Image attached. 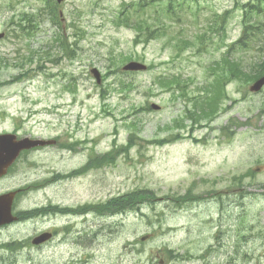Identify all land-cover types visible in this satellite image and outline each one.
<instances>
[{
  "label": "rangeland",
  "instance_id": "rangeland-1",
  "mask_svg": "<svg viewBox=\"0 0 264 264\" xmlns=\"http://www.w3.org/2000/svg\"><path fill=\"white\" fill-rule=\"evenodd\" d=\"M138 2L52 0L57 25L45 0H0V31L6 33L0 39V132L60 140L23 150L0 178V193L22 189L18 212L46 203L91 208L71 218L81 245L58 237L39 247L31 243L33 235L66 225L69 216L6 221L0 264H171L167 248L192 256L174 264H264V86L249 90L264 52L232 51V58L244 60L243 69L224 70L227 86L214 121L204 126L211 119H199V126L187 112L203 95L199 88L218 75L212 62L240 37L241 6L257 2L174 0L167 11L168 0H155L135 12ZM261 5L264 10V0ZM225 10L229 17L210 40L209 22ZM119 12L130 20L127 26L118 22ZM23 13L31 18L18 27ZM259 19L262 35L256 34L263 39L264 11L253 14L252 21ZM140 20L163 27L146 45L133 43L132 27ZM57 33L73 52H62ZM130 60L147 67L123 71ZM160 79L177 85L161 86ZM153 139L166 143H147ZM114 145L131 148L113 165L69 174ZM52 171L65 176L49 183ZM144 188L153 192L151 206L144 198L133 211L106 216L100 210L99 202L111 199V205L118 195Z\"/></svg>",
  "mask_w": 264,
  "mask_h": 264
},
{
  "label": "trees",
  "instance_id": "trees-1",
  "mask_svg": "<svg viewBox=\"0 0 264 264\" xmlns=\"http://www.w3.org/2000/svg\"><path fill=\"white\" fill-rule=\"evenodd\" d=\"M155 0H141V7L146 6V4H149ZM258 4L257 6H250V9L244 10L242 14V30H241V35L240 37L229 46V49L226 52H223L220 54V57L217 60H214L212 62L213 64V71H218V75H216L215 80L210 85L203 86L199 88V90L202 89L203 95L196 96L194 98L193 102V108L192 110H188L187 112H191V117L192 114L197 119L195 120L194 123L199 124L198 122L199 119H213L214 116L218 113L220 107H221V98L225 96L224 92V86L227 82L226 77L224 76V70L228 69L229 71H237L240 72V70L243 69L242 67V62L244 61L242 57H238L237 59L232 58L231 54L232 51L236 48L234 46H237L243 53H246L248 49H251L254 47L258 53H261L262 51L264 52V38L259 39L258 36L262 35L260 25H262V22L259 20L257 23L255 21H252L253 14L256 13L258 15H261V12L263 11V7L261 5V2L263 0H257ZM144 3V4H143ZM53 18L57 16V13L55 9L50 10ZM227 14V13H226ZM24 19H28L27 14L23 13L21 19H19L18 26H21L20 21ZM58 22V18L55 20ZM211 22V21H210ZM209 22L210 25V32H212V35L209 36V39H213V34L217 32L218 29L222 28L223 26L220 24L219 21H212L211 23ZM219 24L220 26H217ZM134 29L137 31V35L135 38V42H143V43H148L151 39H156L158 38L157 32L163 29L160 25H153L149 24L146 20H140L136 26H134ZM258 36H257V34ZM206 36V34H205ZM142 38L141 40H139ZM57 41H59L63 52H66V54H69L73 52V50H70L68 47L67 42L65 41L66 38H64L63 35H57L55 38ZM258 58V57H257ZM250 66V65H249ZM248 68H252L255 66L257 70L255 71V75L251 78V80H254L255 78H258L261 75H264V57L262 60L258 63H254L253 66ZM254 70V69H253ZM114 72H120L118 67H115ZM224 78V79H223ZM175 81H178V79H174ZM167 81V80H166ZM164 81V79L159 80V84L161 86H164V84L167 85H172L176 84L177 82H174L172 84H168L169 82ZM120 86H125L124 83L119 82ZM166 85V86H167ZM131 137V136H130ZM132 137L136 138V136L132 135ZM164 140L166 139H153L150 142L151 144H156V145H163L166 143ZM196 140V139H195ZM115 141H113L114 144ZM164 142V143H163ZM135 145V143H134ZM131 148V145H125V146H119V145H114L109 151H106L103 154H95L90 156V159L85 163L84 167L81 170L71 172L69 174L81 172L83 170H88L90 168H101L103 166L107 165H113L117 159V157L120 154H125L127 153ZM61 177H64L65 175L60 174ZM137 191H142V192H137ZM132 192H127L123 195L118 196L117 198L114 199L113 203L111 205H108L112 200L109 199L106 202L99 203L101 204L100 210H106V214H112L118 210H134V207L140 203L144 204V202L141 199H146V204L149 206L150 204L147 203L150 199L149 195L152 194L153 192L148 189L144 188L142 190H137ZM194 199V198H192ZM182 203V201L180 202ZM179 203V204H180ZM141 204V206H142ZM139 205L137 208H139ZM151 206V205H150ZM62 211L63 209H59ZM86 208H82V211H85ZM111 210H116L114 212H111ZM38 213L36 210L32 211H27L26 214H24V217H31L35 216Z\"/></svg>",
  "mask_w": 264,
  "mask_h": 264
},
{
  "label": "water",
  "instance_id": "water-1",
  "mask_svg": "<svg viewBox=\"0 0 264 264\" xmlns=\"http://www.w3.org/2000/svg\"><path fill=\"white\" fill-rule=\"evenodd\" d=\"M61 1V0H59ZM3 34H0V37ZM146 65L140 63L131 61L130 63H127L124 65L123 70H145ZM92 72L94 73L97 81H100V74L96 69H93ZM264 84V77L258 79L253 85H251L250 90L251 91H258L261 86ZM153 107L158 108L157 106L153 105ZM54 142V140H30L28 137H24L23 139H20L18 141L15 140V136L12 134H2L0 135V175L4 174L6 172V168L11 164V162L14 160V158L18 155V153L22 149H28L30 147H33L35 145H44ZM15 192H9L0 195V223L10 221L12 218H9L10 210H11V203L14 198ZM9 218V219H7ZM46 234H43L38 241H42L45 239ZM37 239H35L34 242H38Z\"/></svg>",
  "mask_w": 264,
  "mask_h": 264
},
{
  "label": "flooded vegetation",
  "instance_id": "flooded-vegetation-1",
  "mask_svg": "<svg viewBox=\"0 0 264 264\" xmlns=\"http://www.w3.org/2000/svg\"><path fill=\"white\" fill-rule=\"evenodd\" d=\"M48 204L49 203H46L43 206H48ZM50 204H52V203H50ZM15 208L17 209V202H14L13 205H12V209L15 212V214L17 215L16 212H18V210H16ZM55 209H56V207L48 206L46 210H48L49 212L46 215H44V219H48V220L51 219L52 220L53 219L52 217L60 216L58 214H54L53 215L50 212L51 210H55ZM74 216H77V215L69 214V219H68L69 221L66 223V225H63L62 227H57V226L53 225L52 228H50L48 230H43V231L50 232V235H51V237L45 243H47V242H49V241H51V240H53V239L58 237L59 238L58 240H60L61 242L70 243L72 245H76V244L77 245H81L83 243V242H81L82 239L79 238V236L77 235V231H75L76 222H75V224L71 222V218L74 217ZM17 217H18V215H17ZM7 226H9V225H2V226H0V229L4 228V227H7ZM34 236L35 235H33V237ZM45 243H43V244H45ZM39 246H41V245H39ZM39 246H37V247H39Z\"/></svg>",
  "mask_w": 264,
  "mask_h": 264
},
{
  "label": "bare ground",
  "instance_id": "bare-ground-1",
  "mask_svg": "<svg viewBox=\"0 0 264 264\" xmlns=\"http://www.w3.org/2000/svg\"><path fill=\"white\" fill-rule=\"evenodd\" d=\"M62 211H63V212H66V210H65V209H63Z\"/></svg>",
  "mask_w": 264,
  "mask_h": 264
}]
</instances>
